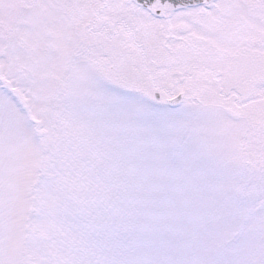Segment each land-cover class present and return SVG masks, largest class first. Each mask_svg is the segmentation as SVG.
Returning a JSON list of instances; mask_svg holds the SVG:
<instances>
[{
	"label": "snow or ice",
	"instance_id": "obj_1",
	"mask_svg": "<svg viewBox=\"0 0 264 264\" xmlns=\"http://www.w3.org/2000/svg\"><path fill=\"white\" fill-rule=\"evenodd\" d=\"M0 264H264V0H0Z\"/></svg>",
	"mask_w": 264,
	"mask_h": 264
}]
</instances>
